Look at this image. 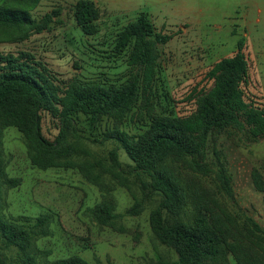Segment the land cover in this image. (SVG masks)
<instances>
[{
  "label": "rangeland",
  "instance_id": "obj_1",
  "mask_svg": "<svg viewBox=\"0 0 264 264\" xmlns=\"http://www.w3.org/2000/svg\"><path fill=\"white\" fill-rule=\"evenodd\" d=\"M78 0H0L26 12L22 26L0 24V51L33 55L61 87L70 82L121 86L136 75L139 96L133 110L115 120L77 113L67 136L74 153L71 165L41 167L33 163L24 133L15 125L0 126V155L5 177L0 216L33 226L49 215L46 235L33 239L31 251L49 264L78 256L89 264H174L176 250L163 243L151 225L161 195L147 186L151 178L134 170L135 162L114 139H105L116 124L130 135L143 133L152 120L193 114L203 93L213 86L207 73L220 59L233 55L242 40L250 62L246 100L264 108V0H93L97 31L85 34L76 22ZM145 12L156 32L171 35L153 44L150 84L145 69L130 64L132 47L115 49L118 33ZM45 25L43 31L38 26ZM42 133L55 141L60 117L42 111ZM121 164L112 171L111 152ZM209 172L187 162L170 163L189 199L183 214L192 221L198 209L222 234L220 258L208 264H264V139H248L237 127L210 137ZM227 182V183H226ZM262 188V189H261ZM114 205L112 224L101 223L94 208ZM0 256L7 264H24L22 251L6 245L0 232Z\"/></svg>",
  "mask_w": 264,
  "mask_h": 264
},
{
  "label": "trees",
  "instance_id": "obj_2",
  "mask_svg": "<svg viewBox=\"0 0 264 264\" xmlns=\"http://www.w3.org/2000/svg\"><path fill=\"white\" fill-rule=\"evenodd\" d=\"M30 2L37 0H28ZM97 5L93 0H78L75 5L76 22L85 34L97 31ZM26 12L0 4V24L19 27L31 23ZM45 25L38 26L43 31ZM171 35L156 32L154 23L141 13L117 35L115 49L122 53L132 47L130 64L145 69V86L150 84L154 65L153 44L166 43ZM250 62L239 49L231 56L217 61L207 73L213 86L203 93L198 109L189 116L159 117L141 134L130 135L118 124L105 135L124 147L135 162L134 170L151 178L147 186L161 195V200L151 215V225L156 236L173 247L178 254L174 264H208L220 258L224 239L206 219L204 210L198 209L192 221L186 222L183 214L188 203V193L181 179L170 168V163L187 162L195 170L209 172L207 146L211 136L237 127L248 139H264V108L246 100L244 84L248 82ZM139 80L135 76L121 86L80 84L70 82L61 87L52 78L47 67L36 62L33 55L19 56L0 51V126L13 124L26 136L34 164L41 167L71 165L68 158L74 153L67 136L73 127V116L83 113L93 121L103 116L119 120L130 113L138 100ZM42 111L60 117L62 127L55 141L42 133ZM112 171L121 166L117 149L111 152ZM118 175V174H117ZM14 185L7 179L0 155V198L4 184ZM227 183V182H226ZM262 189V188H261ZM264 190V188H263ZM114 205L104 202L94 208L98 220L112 224L116 217ZM49 215L40 216L33 226L7 221L0 216V232L6 245H15L22 251L24 264H43L32 253L36 236L46 235ZM256 231L264 229L255 223ZM0 264L7 262L0 256ZM49 264H89L78 256H70Z\"/></svg>",
  "mask_w": 264,
  "mask_h": 264
}]
</instances>
